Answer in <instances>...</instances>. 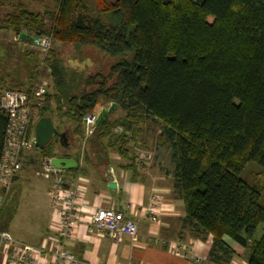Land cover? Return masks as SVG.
<instances>
[{"label":"trees","instance_id":"obj_1","mask_svg":"<svg viewBox=\"0 0 264 264\" xmlns=\"http://www.w3.org/2000/svg\"><path fill=\"white\" fill-rule=\"evenodd\" d=\"M40 1L0 0V30L19 45L50 37L41 63L51 90L46 84L32 115L57 118L70 143L72 136L82 140L87 112L115 103L123 116L111 120L106 112L91 141L119 153L139 124L157 122L184 222L211 235L209 257L229 262L235 252L227 236L248 251V264H264V230L254 237L264 226V0H53L43 10ZM57 43L76 51L92 46L115 59L107 73L85 74L63 64ZM23 49L27 82L5 89L31 95L39 62ZM6 123L0 112V148ZM51 152L46 146L42 155L60 156ZM250 162L260 171L242 176Z\"/></svg>","mask_w":264,"mask_h":264},{"label":"crops","instance_id":"obj_2","mask_svg":"<svg viewBox=\"0 0 264 264\" xmlns=\"http://www.w3.org/2000/svg\"><path fill=\"white\" fill-rule=\"evenodd\" d=\"M54 123L56 125L57 121ZM150 125H154L156 132H159L158 123L147 120L139 124L134 139L141 144L143 137L152 140L155 138L151 141L152 151L149 150V156L139 151L133 152L127 146L125 153H119L110 147L99 149L91 141V136L87 139L84 148L81 147V140L79 141L77 136H72V141L69 140L70 148L61 149L59 146L57 150V154L61 157H73L77 162L75 167L61 171L67 176L76 178L83 186L84 206L90 209L96 206L113 207L131 216L136 222L135 243L131 242L129 236H123L118 242H114L107 236L97 234L93 228H88L84 223L71 238L61 240L52 227L50 199L48 206L43 208L39 200L32 198L26 210H23L25 215L23 218L18 212L20 202L15 201L13 205L11 202L17 190L29 181L25 178V175H28L22 169L23 161L32 158L28 157L30 153L28 151L22 153L21 169L8 192L9 198L0 201L2 230L5 229L17 240L31 245L43 244L48 249L62 243L73 257L88 264L239 263L242 247L235 241L227 236L223 237L224 242L235 252L229 262L226 263L224 258L218 261L211 259L209 257L211 235L196 234L184 222L183 201L178 198L173 186V164L170 160L169 148L165 143L158 141L153 129L152 131L149 129ZM162 149L165 152L163 160L159 152ZM166 158L168 167H165L163 162ZM41 180L45 182L43 191L48 195L50 181L43 178ZM110 183H113L114 187H109ZM32 192L37 194V189H33ZM152 196H156L155 213L149 215L145 209ZM174 245L175 249H173ZM185 253L187 256L184 255ZM196 256L199 260H195ZM46 259L51 263L50 256L46 255ZM0 264H7L3 257H0Z\"/></svg>","mask_w":264,"mask_h":264},{"label":"built area","instance_id":"obj_3","mask_svg":"<svg viewBox=\"0 0 264 264\" xmlns=\"http://www.w3.org/2000/svg\"><path fill=\"white\" fill-rule=\"evenodd\" d=\"M32 45L46 51L50 46L49 36H36ZM46 91V83H39L31 95L22 90L5 89L0 91V112L6 118L4 140L0 148V201L9 192L14 179L21 169V156L34 149L32 106L40 103V96ZM98 110L87 112L82 118L81 147L94 133ZM82 152V149H81ZM51 155H42L36 176L49 179L48 195L52 207V227L61 240L71 238L83 223L100 235L118 242L129 236L132 243L137 241L135 220L113 207L89 208L84 206L83 186L71 176L62 173L52 164ZM156 196H152L145 209L154 215ZM129 206V205H128ZM127 206V207H128ZM129 209V207H128ZM175 245L173 249H175ZM88 264L71 255L62 243L48 249L45 245H31L14 238L8 231L0 229V257L7 264ZM187 256V254H184ZM195 260H199L196 256ZM237 264H248L241 259Z\"/></svg>","mask_w":264,"mask_h":264},{"label":"rangeland","instance_id":"obj_4","mask_svg":"<svg viewBox=\"0 0 264 264\" xmlns=\"http://www.w3.org/2000/svg\"><path fill=\"white\" fill-rule=\"evenodd\" d=\"M53 0H41L40 2H37V8L40 10H43L46 6L50 7L52 6ZM111 1V0H107ZM56 49L59 51V56L62 59L63 64L67 68H77L79 70H84L85 74H93L94 72H101L103 74L108 72L109 66L114 61L115 58L108 57L107 55L100 53L98 50H96L92 46H84L81 47L80 51H76L72 45H60L57 43ZM28 48L29 50H33L36 53L38 62H39V68H40V76L39 80L40 83H46L49 84L48 90H51V78L49 75L48 69L42 65L41 60L43 57V50L40 48L34 46V45H27L22 46L19 45L16 42V39L14 38V34L10 31L0 30V90L5 89L10 84L15 85L17 82L21 81L23 83L27 82L26 76H25V70H24V60H25V49ZM3 80V81H2ZM105 107V106H104ZM110 113V119H115L117 117L123 116L122 109L119 107H114L113 110ZM37 114L33 112L32 115V122L36 121ZM57 121V118H55ZM54 121V120H53ZM54 121V122H56ZM149 129H153L154 135L158 136V133L156 132V128L154 125L148 126ZM158 127V126H156ZM158 129V128H157ZM151 133V132H149ZM71 139V138H70ZM155 140V138L153 139ZM152 139L144 138L141 140V144L137 143L135 140H131L127 147L133 152H140L143 153L145 156H149V150L152 151ZM72 141V139L70 140ZM48 149L51 148V153H58L57 150L59 148V144L55 143L53 141H50L47 145ZM55 148L56 150H53ZM146 150V151H145ZM44 149H39L35 147V149H32L28 152V157H32L28 160L23 161V172L25 171V178L29 181L27 184L25 183L20 189H18L16 192L17 194L13 197L11 205L14 204V202H20V205L18 206V212L22 215L24 218L25 215L23 213V210H26L28 207L30 200L33 198L39 200L40 205L44 208L45 206H48V195L45 194V191H43L45 182L41 180L40 177L36 176L35 172L38 169V162L40 161V158L42 156V152ZM161 158L163 160V157H165V152L159 151ZM27 157H25L26 159ZM165 167H168V160L167 158L163 161ZM260 171L259 166L254 163L250 162L245 167L244 171L242 172V176H250L254 173H257ZM19 174V173H18ZM252 177V176H251ZM248 177L247 179L251 178ZM260 181L259 184L262 186L261 190V198L260 201L262 204H264V181L263 177H260L258 180ZM30 185H33L30 186ZM33 189H37V194L33 193ZM9 198V197H8ZM19 204V203H18ZM20 219V218H19ZM18 220V219H17ZM3 229V228H2ZM5 230V229H4ZM264 230V226L259 224L256 232H255V239L258 238ZM243 250V251H242ZM241 259H245L248 251L241 249Z\"/></svg>","mask_w":264,"mask_h":264},{"label":"water","instance_id":"obj_5","mask_svg":"<svg viewBox=\"0 0 264 264\" xmlns=\"http://www.w3.org/2000/svg\"><path fill=\"white\" fill-rule=\"evenodd\" d=\"M25 33H21L19 39L22 40ZM115 107V103L109 104L108 107H101L96 115L95 124H97L106 112H110ZM33 141L35 147L44 149L50 141L58 142L65 148H70L66 131L58 130L53 119L50 116H41L33 125ZM52 164L59 169H68L77 165L76 160L73 157H61L53 156ZM109 187H114L113 183L109 184Z\"/></svg>","mask_w":264,"mask_h":264}]
</instances>
